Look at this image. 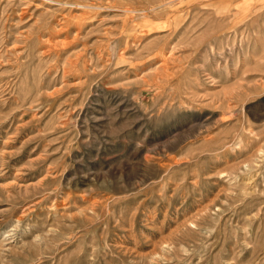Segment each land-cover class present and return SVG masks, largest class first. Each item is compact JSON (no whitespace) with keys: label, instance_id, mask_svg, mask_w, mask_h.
Here are the masks:
<instances>
[{"label":"rangeland","instance_id":"obj_1","mask_svg":"<svg viewBox=\"0 0 264 264\" xmlns=\"http://www.w3.org/2000/svg\"><path fill=\"white\" fill-rule=\"evenodd\" d=\"M0 264H264V0H0Z\"/></svg>","mask_w":264,"mask_h":264}]
</instances>
